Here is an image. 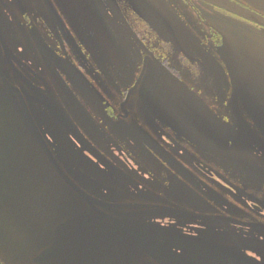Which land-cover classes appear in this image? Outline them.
<instances>
[{
    "label": "flooded vegetation",
    "instance_id": "flooded-vegetation-1",
    "mask_svg": "<svg viewBox=\"0 0 264 264\" xmlns=\"http://www.w3.org/2000/svg\"><path fill=\"white\" fill-rule=\"evenodd\" d=\"M0 104L78 264H264V0H0Z\"/></svg>",
    "mask_w": 264,
    "mask_h": 264
},
{
    "label": "rangeland",
    "instance_id": "rangeland-1",
    "mask_svg": "<svg viewBox=\"0 0 264 264\" xmlns=\"http://www.w3.org/2000/svg\"><path fill=\"white\" fill-rule=\"evenodd\" d=\"M16 117L0 104V252L10 264H78L77 247L64 240L68 234L72 242L77 238V202L45 166ZM102 256H90L88 263L112 261L111 253L104 250Z\"/></svg>",
    "mask_w": 264,
    "mask_h": 264
},
{
    "label": "water",
    "instance_id": "water-1",
    "mask_svg": "<svg viewBox=\"0 0 264 264\" xmlns=\"http://www.w3.org/2000/svg\"><path fill=\"white\" fill-rule=\"evenodd\" d=\"M23 109L25 110V115H26V118H27V123H28V126L29 128L31 129V131L35 134L34 137H35V140L37 141V143L39 144L41 150L44 152L45 155H47L46 157L49 159L51 165L54 167L56 173L58 175H61L63 174V172H61V170L59 169V166L56 162V160L54 159L51 151L49 150V148L47 147L45 141H44V138L41 134V132L39 131L38 127L36 126V124L34 123V121L32 120L30 114H29V111L27 110L26 107L23 106ZM67 179V178H66ZM68 180V179H67ZM69 181V180H68ZM71 183V182H70ZM72 186L77 189L76 186H74L72 184ZM81 195H83L85 198H87L79 189H77ZM88 199V198H87ZM124 231V229H123ZM125 232V231H124Z\"/></svg>",
    "mask_w": 264,
    "mask_h": 264
}]
</instances>
